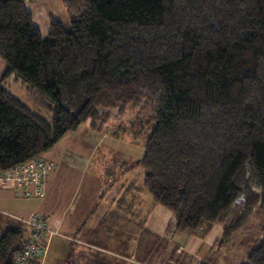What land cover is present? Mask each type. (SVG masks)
Segmentation results:
<instances>
[{"label": "trees", "instance_id": "trees-1", "mask_svg": "<svg viewBox=\"0 0 264 264\" xmlns=\"http://www.w3.org/2000/svg\"><path fill=\"white\" fill-rule=\"evenodd\" d=\"M64 4L70 27L51 18L43 38L24 0H0V172L41 158L87 121L102 130L115 120V136L144 140L133 165L152 203L171 213V234L220 223L223 242L264 219V0ZM11 75L39 113L3 85ZM27 219L0 236V264H16L37 239ZM259 232L244 264H264V221ZM100 254L74 251L69 264H101Z\"/></svg>", "mask_w": 264, "mask_h": 264}, {"label": "rangeland", "instance_id": "rangeland-1", "mask_svg": "<svg viewBox=\"0 0 264 264\" xmlns=\"http://www.w3.org/2000/svg\"><path fill=\"white\" fill-rule=\"evenodd\" d=\"M42 3L45 7L57 12V14H60L61 8L63 7L59 0H43ZM67 15L68 14L63 16V20L65 19V25L69 28L70 19ZM48 31L49 30L45 28H41L40 32L43 38L48 36ZM7 67L8 64L6 61L0 57V80ZM3 85L14 96L23 101L32 110L39 113L29 96L26 85L17 80L14 75L6 78ZM44 117L47 119L50 118L49 115H44ZM108 123L109 124L106 123L103 125V129L100 130L93 128L92 123L87 121L80 125L75 131L67 132L53 148V153L58 157L67 154L70 159L77 157L89 162L84 169L77 167L82 173L75 171L65 173L67 177L66 179L63 178L65 180L64 186L62 185L63 179L56 186V195L58 198L63 197L64 193H66L63 199L66 198L67 201L65 203L61 202V207L65 206V204L71 200L69 208L54 209L53 207V209H49V207L52 206L49 196H47L46 200L44 197L26 198L24 201L25 209H21L22 213L27 214L31 211H33L32 213L39 212L37 211L39 210L38 207L46 201L44 211L41 209V213L45 214L47 218L46 220H50L51 210H60L59 215H62V213L66 211L64 215V227L68 233L73 234L72 225L79 221L81 222V218L88 212L87 208L90 207L91 214L101 211L102 206H100V204L99 206L96 205L99 203L100 197L102 198V192L104 193V202L108 199L109 191H113L112 189L117 193L131 191L135 199H141V201L145 200V195L151 200L150 196L143 188V171L139 166L133 165L145 155L146 149L143 138L139 140L136 139L135 141L125 133L115 136L114 131L115 128H117L118 121L113 120ZM76 179L78 183H76ZM149 201H147L148 204L143 202L140 203L138 207L131 208L130 206L133 203L128 199L125 200V198H119V196H117L116 209H150L154 204H151L152 200L151 202ZM118 202H121L123 207H121ZM152 209L155 210L153 211V215L149 217L150 220L147 227L148 234L152 235L146 236L150 239V243L154 245L157 243V247L154 251H151V245L149 244L148 252H151L148 254L147 260L141 261L143 264H201L204 262H207V264H242V262L246 260L247 255L257 246V242L261 238L259 231L264 219L260 214L256 222L250 223L249 230L240 229L236 231L229 240L224 239L223 242H221V239L223 237L224 227L220 223L214 224L213 228L212 226L204 225L195 232L174 233L175 235L179 234V236H177L178 243L176 242V238H174V242H172L171 237L167 238L166 234L161 233L169 224L167 218L171 217L172 220L171 213L160 206H155ZM7 211L13 212L10 209ZM127 216L129 217V215ZM137 222L140 224L139 221ZM136 227L139 228V226ZM140 227L142 228L143 224L140 225ZM110 229H113V226H110L106 222L105 227L101 230L104 238H100L99 235L96 236L94 233L92 235L89 234L88 237L90 239H96L101 246L110 250H121L116 242L108 240V235L116 236L114 231L110 232ZM138 231L139 230H136L133 226L126 234L131 232L136 234ZM124 232L125 229L119 228L116 233L120 235V233ZM55 238L60 239L58 236ZM125 238L128 239V237L125 236L123 240ZM56 242L55 240L48 256V261L51 264H55L57 261L56 259L68 257L72 251L70 244ZM176 243L177 245L180 244L178 252L175 250L177 249ZM105 255L107 254H100L101 264H107L108 257L105 258ZM112 264H114V262Z\"/></svg>", "mask_w": 264, "mask_h": 264}, {"label": "crops", "instance_id": "crops-1", "mask_svg": "<svg viewBox=\"0 0 264 264\" xmlns=\"http://www.w3.org/2000/svg\"><path fill=\"white\" fill-rule=\"evenodd\" d=\"M25 5L27 9L31 12L33 22L34 24L39 28L41 31V28H45L47 30L50 29V20L51 18L57 19L62 23H66L63 20V16L68 14L67 9L64 4V0H59L61 2V8L60 14H57V12L50 10L49 8L45 7L43 5V0H24ZM69 17V14L67 15ZM49 32V31H48ZM54 148V147H53ZM51 149L45 153L42 154L41 158L53 165V170L49 173L48 177L45 180V189H46V195L45 200L47 196H49L51 201V207L49 209H68L70 206V201L65 204V206L60 205V203H65L67 199H63L66 195L64 193L63 197H59L56 195V186L62 181V179H66L67 174L69 172H81L77 167H81L84 169L87 167V163H89L87 160H83L77 157H73L72 159L68 158L67 154H64L61 157H58L53 153L54 149ZM62 181V185L64 186V180ZM76 183H78L76 179ZM26 190H33V186L29 185L25 188ZM24 189V190H25ZM113 191L108 193V199L106 202H104V193H101L102 198L100 197L99 203L96 206H102L101 211L99 213L93 212L94 214H91L90 207L87 208V213L83 218H81V222L74 223L72 225V231H74L73 234L68 233L65 230L64 227V215L66 214V211L60 214V210H49L51 212L50 214V220H46L48 223L49 230L51 231L49 241H48V247H47V253L43 257L41 264H51L48 261V256L52 250V246L54 241L56 240L59 243H68L70 244L72 251L69 254L68 257H65L63 259H56L55 264H69L70 259L72 256V253L75 251L76 257L82 258L84 255L91 254L92 252H100L105 255L108 258H112L108 260L109 264H143L141 261L147 260L148 254L151 251H154L157 247V243L155 245L153 243H150V239L146 235H152L148 234V224H149V217L153 215V211L155 209H152L155 207L151 206L150 209H116L117 206V196L128 199L131 203H133L130 207H138L140 203H147L150 199L145 195V200L141 201V199H135V196L133 195V192H116L114 189ZM51 192V194H50ZM26 198H38V197H26L24 196L23 190H18L16 187L15 182L13 181H0V236L3 234V232L8 229L15 227L18 225L21 221V219H27L33 211L30 213H22L21 209H25V199ZM72 199V198H71ZM151 202V200L149 201ZM120 203L121 207L122 203ZM148 204V203H147ZM152 204V202H151ZM135 205V206H133ZM46 207V201H44L40 206L38 207L40 213L41 209H45ZM8 209L12 210L13 212L7 211ZM97 209V208H95ZM157 210V209H156ZM48 211V212H49ZM38 212V213H39ZM22 213V214H21ZM152 213V214H149ZM42 214V213H41ZM44 215L45 219L46 216ZM98 215V216H97ZM129 215V217L127 216ZM169 220L168 226L161 231V233H164L167 235V238L171 237L172 242H174V238H176V242L178 243L179 234L170 233L169 226L170 222H172L171 217L167 218ZM14 221V222H12ZM139 221L140 224L137 222ZM109 224L110 226H113V229H110L111 231H114L116 236H109L108 240L116 242L117 245L120 246L121 250L113 251L110 250L104 246H101L96 239H90L88 237L89 234H95L96 236L99 235L100 238H104L103 233L101 230L105 227V224ZM16 223V225H15ZM143 224V227L141 228L140 225ZM15 225V226H14ZM135 227V229L139 230L136 234L127 233L131 227ZM136 226H139L137 228ZM119 228L125 229L124 233L117 234ZM213 228V226H212ZM128 230V231H127ZM66 231V232H65ZM58 236L60 239H56L55 237ZM125 238L123 240L124 237ZM123 237V238H121ZM56 242V243H57ZM177 249H175L177 252L179 251L180 244L177 245ZM149 244L151 245V251L149 250ZM116 245V246H117ZM172 251V250H171ZM128 253V254H126ZM136 256V257H135ZM248 256V255H247ZM112 260H119V261H112ZM80 261H78L79 263ZM245 261L242 262L244 264ZM54 264V263H52ZM84 264V263H82Z\"/></svg>", "mask_w": 264, "mask_h": 264}, {"label": "built area", "instance_id": "built-area-1", "mask_svg": "<svg viewBox=\"0 0 264 264\" xmlns=\"http://www.w3.org/2000/svg\"><path fill=\"white\" fill-rule=\"evenodd\" d=\"M53 168V165L45 162L42 158L35 157L8 172H0V181H13L18 190H23L25 196L43 198L46 194L45 180ZM29 185L33 186V190L25 189ZM242 201H244V197L240 196L237 202L242 203ZM24 221L32 226L37 239L31 240L22 248L17 256L16 264H34L46 250L40 240L48 231L47 223L38 213H32L29 219Z\"/></svg>", "mask_w": 264, "mask_h": 264}]
</instances>
